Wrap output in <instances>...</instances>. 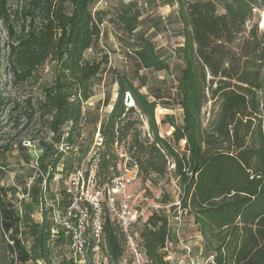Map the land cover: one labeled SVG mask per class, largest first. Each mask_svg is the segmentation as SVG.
Listing matches in <instances>:
<instances>
[{"label": "trees", "instance_id": "1", "mask_svg": "<svg viewBox=\"0 0 264 264\" xmlns=\"http://www.w3.org/2000/svg\"><path fill=\"white\" fill-rule=\"evenodd\" d=\"M123 1L116 21L133 34L140 6L151 7L156 0ZM175 1L182 34L183 65L176 85L181 120L166 115L172 131L161 135L157 101L141 91L143 84L135 85L125 73L114 74L115 99L104 117L95 118L98 144L88 160L95 165V187L110 184L122 167L153 184L171 175L179 187L178 207L192 217L211 264H264V26L257 21L248 25L257 10L264 12V0ZM97 2L16 0L11 12L9 0H0L9 39L0 61L13 81L31 82L36 89L34 98L8 99L9 116L17 124L25 115L27 124L35 122L37 134H45L30 140L39 152L36 159L21 140L0 143V168L8 166L10 153L21 158L19 168L12 169L14 184H0V264H72L67 257L53 260V249L67 245L69 238L54 224L44 195L63 210L69 195L61 190L57 197L50 183L56 173L63 181L85 157L73 154L83 148L78 139L84 104L109 63L100 48L109 14ZM134 41L130 54L140 68L166 69L150 38L139 33ZM45 66L49 77L40 72ZM8 192L20 209L4 200ZM102 219L99 248L109 263L117 264L128 234L106 207ZM169 236V219L161 212H152L140 225L136 242L148 264H170L162 251ZM94 245L90 238L84 264H93Z\"/></svg>", "mask_w": 264, "mask_h": 264}, {"label": "rangeland", "instance_id": "2", "mask_svg": "<svg viewBox=\"0 0 264 264\" xmlns=\"http://www.w3.org/2000/svg\"><path fill=\"white\" fill-rule=\"evenodd\" d=\"M15 3L16 0H9L11 12ZM97 5L107 10L109 14L102 26L103 35L100 44V48H105L104 51L108 55L109 63L94 81L91 87V96L84 104L85 123L81 137L78 139L79 144H83V148L80 150L75 148L73 150V154L76 156L85 154L79 165L85 171L86 169L91 170L94 164L92 162L90 165L88 160L93 154L94 145L98 141L96 133L98 122H95V118L105 116L116 96L117 84L113 83L114 74L125 73L135 85L143 84L141 91L149 94L150 99L157 101L155 117L161 135H169L172 131L170 125L165 122L166 115H172L176 122H180L182 115L176 91L177 78L183 65L179 58L182 34L181 24L176 12V1L156 0L151 7H147L144 4L140 6L139 26L133 34L124 32L116 21L117 11L125 7L123 0H98ZM261 14L262 11L257 10L248 25L257 21L260 27ZM10 19L14 23L17 22L13 13H11ZM139 33L144 34L154 43L155 50L166 65L165 70L148 71L140 68L133 61L130 50L134 47V40ZM8 41L4 23L0 20V57L1 53L5 51ZM0 60L2 59L0 58ZM0 62V100L3 102L0 105V143L11 144L14 141L21 140L22 144L27 146L30 155L36 159L39 152L34 144L35 141L32 142L30 140L33 136L38 138L45 134H37L36 127H34L35 122L27 124L25 115L19 118L17 124L14 123L8 113L12 103L7 101L10 98L19 100L29 96L34 98L36 96L35 86L31 82L13 81L10 72L5 68V62ZM48 70L49 67L45 66L40 69V72L44 77H49ZM182 146L183 141L180 143V147ZM87 147L88 149L86 150ZM19 162H21V158L16 152L8 154L6 161L8 166L0 168L2 172L1 185L7 187L14 184L13 170L19 168ZM62 166V163L58 165V172H60ZM129 176H134V170H130ZM61 178L62 174L56 173L50 183V188L57 192V197H59L61 190L66 187L67 177L63 181H60ZM126 193L130 196V207L138 212H143V216L137 220L138 222L136 221L135 225L128 224L126 226L128 236L136 244V250L132 251L126 241L124 255L117 264H126L128 260L131 261V264H148L136 241L138 240V228L154 211L167 215L169 219V241L162 251L165 259L170 264H211L209 258L203 253L202 239L193 224L192 217L185 212H181L178 207L179 187L173 176L166 175L156 184L142 182L141 179L135 176L127 186ZM17 196L18 198L21 197L20 192ZM165 197L169 199L168 203L161 202L162 198ZM4 200L20 209V202L16 201L10 192L4 195ZM171 205H176V208L172 209ZM102 206L106 207L103 199ZM39 217V214L35 213L33 215V218L37 220ZM90 238L89 234L88 240ZM68 256V244L53 249L52 257L55 261L62 257L68 258ZM92 261L93 264H111L100 248L93 251Z\"/></svg>", "mask_w": 264, "mask_h": 264}, {"label": "built area", "instance_id": "3", "mask_svg": "<svg viewBox=\"0 0 264 264\" xmlns=\"http://www.w3.org/2000/svg\"><path fill=\"white\" fill-rule=\"evenodd\" d=\"M98 3V2H97ZM96 7L98 5L96 4ZM100 7V6H99ZM98 144V142H96ZM95 165L87 176L81 167L75 168L67 177L66 187L63 189L69 195L68 204L63 210H58L52 200L44 195L45 207L51 208V216L54 224L68 235V259L72 264H84L86 260L88 235L95 241L92 251L99 249L102 236V199L109 215L115 219L122 228L132 221L143 216V212L132 209L129 205L130 196L126 193L127 186L133 178L130 177L131 169L122 167L119 176L110 184L100 188L95 187ZM29 185V184H28ZM52 236H56L58 229H52ZM127 245L135 251V242L128 236Z\"/></svg>", "mask_w": 264, "mask_h": 264}, {"label": "bare ground", "instance_id": "4", "mask_svg": "<svg viewBox=\"0 0 264 264\" xmlns=\"http://www.w3.org/2000/svg\"><path fill=\"white\" fill-rule=\"evenodd\" d=\"M264 26V12L262 11L261 19H260V27L263 28Z\"/></svg>", "mask_w": 264, "mask_h": 264}, {"label": "water", "instance_id": "5", "mask_svg": "<svg viewBox=\"0 0 264 264\" xmlns=\"http://www.w3.org/2000/svg\"><path fill=\"white\" fill-rule=\"evenodd\" d=\"M131 100H132V98L130 97L129 94H127L126 97H125V103H126L127 105H129V103H130Z\"/></svg>", "mask_w": 264, "mask_h": 264}, {"label": "crops", "instance_id": "6", "mask_svg": "<svg viewBox=\"0 0 264 264\" xmlns=\"http://www.w3.org/2000/svg\"><path fill=\"white\" fill-rule=\"evenodd\" d=\"M110 108H111V107H110ZM109 110H110V109H109ZM109 110H108V111H109ZM132 171H133V170H132ZM134 172H135V171H134Z\"/></svg>", "mask_w": 264, "mask_h": 264}]
</instances>
